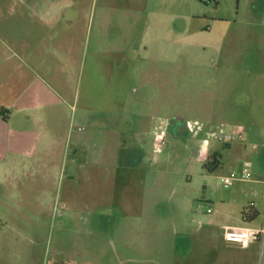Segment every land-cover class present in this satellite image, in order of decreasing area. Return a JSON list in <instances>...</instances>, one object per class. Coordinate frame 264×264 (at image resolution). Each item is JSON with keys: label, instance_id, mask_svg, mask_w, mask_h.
<instances>
[{"label": "rangeland", "instance_id": "obj_1", "mask_svg": "<svg viewBox=\"0 0 264 264\" xmlns=\"http://www.w3.org/2000/svg\"><path fill=\"white\" fill-rule=\"evenodd\" d=\"M23 1L0 0V69L9 54L3 21L19 17L6 5ZM218 1L59 0L75 5L73 16L60 12L66 15L62 19L74 18L73 29L41 44V55L57 63L53 72L39 71L44 89L52 86L66 97L54 112L69 123L125 116L132 120L122 124L129 137L140 133L128 141L133 151L123 169L89 171L81 164L72 169L70 159L58 175L46 168L0 171V264H63L70 249L98 264L101 246L115 237L111 229L120 222L121 240L129 227L139 240L129 254L149 258L145 264L166 263V212L175 216L178 228L182 215L191 228L198 220L209 226L208 216L218 215L217 226L249 230L258 246L256 264H264V107L254 106L264 88V60L247 53L255 45L249 39L222 41L214 25ZM243 4L223 0L220 13L251 21V8L248 4L243 11ZM22 44L15 49L27 50ZM61 53L74 63L73 71L65 68ZM24 75L33 77L25 69L1 70L0 81L17 82ZM22 92L19 82L9 92L0 90V96L13 102ZM210 118L228 130L227 136L234 126L242 129L223 148L215 169L204 167L193 155L194 143L187 148V136H176L171 127L177 119L204 123ZM161 130L165 145L155 153V134ZM128 163L132 168L126 170ZM231 173L250 177L227 188L221 177ZM243 210L254 220L226 219ZM114 211L154 217L132 223L101 218Z\"/></svg>", "mask_w": 264, "mask_h": 264}, {"label": "crops", "instance_id": "obj_2", "mask_svg": "<svg viewBox=\"0 0 264 264\" xmlns=\"http://www.w3.org/2000/svg\"><path fill=\"white\" fill-rule=\"evenodd\" d=\"M30 1L24 0L18 4L6 5L11 14L19 15V17L3 21V29L8 36L9 54L8 60L3 63L5 66L0 69V72L1 70L25 69L33 77L29 78L24 75L17 82L15 79L11 82L6 78L0 81V90L3 92H9L14 84L19 82L23 90L20 97L13 102L5 100L4 95L0 96V108H2V114H0V171L11 169L12 166L28 171L46 168L58 175V172L68 165L70 159L72 169L80 164L83 168L85 167L84 170L89 171H102L101 168H104L103 170L123 169L129 160L128 155H131L133 151V148H128V141L136 139L140 133V131H132L133 133L129 137L131 132L125 131L124 127L126 126L122 124L132 120L125 116L121 118L104 116L92 120L83 117L77 123L71 121L69 123L54 112L57 104H66L65 95L60 94L58 89L52 86L43 88V82L46 80L41 77L39 71L45 68L47 71L53 72L57 60L44 58L40 52L41 44L54 43L63 37V33L67 34L72 31L74 18L62 19L66 15H61L60 12H69L75 5L59 2V0ZM222 1H218L217 16L214 20L217 33L221 35L222 41L235 43L237 40L249 39L255 45L247 53H251L253 58L264 60V0H243L242 10H246L248 4L251 8L249 11L252 15L251 21L239 20L221 14L220 4ZM239 1L241 2V0ZM74 11H71V16L75 15ZM20 42H24L22 46L27 47V50L15 49V47H19ZM26 43H29V46ZM56 55L59 59L60 54ZM61 58L66 64L65 68L73 71L74 63L69 64L68 59L62 53ZM261 72L260 75H262ZM72 97L75 100L79 99L78 96L71 94ZM259 98V104L256 102L254 106L263 108L264 88ZM46 108L47 112H43ZM175 121L171 125L175 135L178 137L187 136V148L189 149L191 143H194L195 149L192 152L199 161V145L205 133L194 137L186 129L187 119ZM204 123L207 130H215L219 127L215 125L212 118ZM75 128L77 131L74 132ZM79 128L84 129L79 130ZM126 133L128 136L125 135ZM101 138L104 141L101 142ZM215 143L218 145L217 147H214ZM230 145V142L214 141L211 143L210 153L217 155L220 164H222V150L229 148ZM123 154L127 155V158L122 162L119 157ZM97 166L101 168L95 170ZM126 166V170L132 168V164ZM102 215L101 218L105 216L115 219L127 218L130 219L128 223L154 217V215H140L138 212L126 213L123 216L115 211L102 213ZM165 217L166 233H163L162 244L165 246L166 243V263L162 260L150 259L156 264H173L176 259L177 264H256L258 246L256 241L251 242L250 236L254 233L249 230L248 246L245 248L242 243L244 240L243 230L217 226L220 220L218 215L216 217L208 216L211 223L209 226H207L208 223L204 225L202 220H198L199 226L196 228H191V223L183 215L179 216V220H182L181 228L177 227L175 216L166 212ZM226 219H238L243 223L254 220V218L250 219L244 210L238 215H229ZM121 224L122 222L112 227L111 234L115 237L101 246V260L98 264H145L149 258L140 254H129V251L132 248L136 249L139 243L137 238H133L135 229L129 227L128 230L127 228L124 235L128 237L121 240L123 228ZM160 231L163 230H159L158 234ZM227 233L232 234V240L225 239ZM104 234L111 236L110 233ZM174 235L178 236L177 239L173 238ZM236 237H240V242H237ZM111 243L115 253L111 251ZM66 256L67 259L63 264H94V261L87 255H81L76 250L70 249ZM55 264L58 263L55 262Z\"/></svg>", "mask_w": 264, "mask_h": 264}, {"label": "built area", "instance_id": "obj_3", "mask_svg": "<svg viewBox=\"0 0 264 264\" xmlns=\"http://www.w3.org/2000/svg\"><path fill=\"white\" fill-rule=\"evenodd\" d=\"M189 122H191L192 127L191 130L188 127ZM84 128H79V130H83ZM186 129L194 134L195 136L199 135L200 133H205L204 138L202 139L200 145H199V162L203 165H207L209 162H211V153H210V147L212 142H219V143H229L231 141V137L238 136L242 134V129L238 126H234L231 128V137L227 136L226 133L228 130L224 128H217L215 130H207L205 123L199 122V121H186ZM158 137H161L158 139ZM165 138L166 134L164 130L157 131L154 138V152L158 153L161 152L163 146L165 145ZM207 140L208 144L206 148L203 145V142ZM159 149V151H157ZM250 174H237V173H231L226 176L221 177V182L224 184L225 187L231 188L234 183L239 180L240 178H249Z\"/></svg>", "mask_w": 264, "mask_h": 264}, {"label": "clouds", "instance_id": "obj_4", "mask_svg": "<svg viewBox=\"0 0 264 264\" xmlns=\"http://www.w3.org/2000/svg\"><path fill=\"white\" fill-rule=\"evenodd\" d=\"M188 127H189V129L191 130V127H192L191 122H189ZM159 138H161V137H158V139H159ZM207 144H208V141L205 140V141L203 142V145H204L205 148H206ZM157 151H159V149H157ZM247 237H248V232L246 231V232L244 233V240L242 241V243H243V247H245V248L248 246V239H247ZM225 239H226V240H232V239H233L232 234H231V233H227L226 236H225ZM235 239L237 240V242H240V237H236Z\"/></svg>", "mask_w": 264, "mask_h": 264}, {"label": "trees", "instance_id": "obj_5", "mask_svg": "<svg viewBox=\"0 0 264 264\" xmlns=\"http://www.w3.org/2000/svg\"><path fill=\"white\" fill-rule=\"evenodd\" d=\"M0 114H2V110H0ZM221 164L218 160L217 155H212L211 156V162H209L207 165H204V167H208L210 169H215L219 167Z\"/></svg>", "mask_w": 264, "mask_h": 264}]
</instances>
